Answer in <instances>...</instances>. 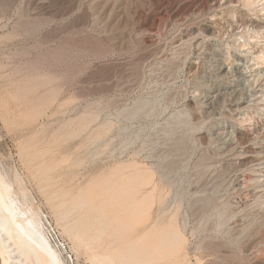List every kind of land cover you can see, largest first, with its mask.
<instances>
[{
  "label": "rangeland",
  "instance_id": "374dc122",
  "mask_svg": "<svg viewBox=\"0 0 264 264\" xmlns=\"http://www.w3.org/2000/svg\"><path fill=\"white\" fill-rule=\"evenodd\" d=\"M194 1L0 0V175L64 264H119L131 245L135 264L264 261V209L234 193L230 169L206 168L199 74L208 62L177 42L176 14ZM74 196L104 207L106 250L63 229L75 212L58 202Z\"/></svg>",
  "mask_w": 264,
  "mask_h": 264
},
{
  "label": "bare ground",
  "instance_id": "6f19581e",
  "mask_svg": "<svg viewBox=\"0 0 264 264\" xmlns=\"http://www.w3.org/2000/svg\"><path fill=\"white\" fill-rule=\"evenodd\" d=\"M176 15V21L179 23H176V26L177 28L182 27L177 42L192 45L195 49V59L208 62L206 65L208 70L205 68L200 70L199 75L201 79L203 78V83L201 86L198 85L201 90L199 97L202 98H200L202 100L199 109L200 120L211 119L208 121V126L198 132L201 133L203 140H206L204 142L207 145L209 143L212 153V159H209L211 160L210 165L206 168H212L213 171L217 167L224 168L226 171L230 169V172L234 173L233 176L235 175L231 185L234 193L236 191L247 197L248 195L253 196L256 202L258 201L259 207L264 209V67L261 68V64L256 65L257 62L264 61V46L258 45L256 41L264 37V0H195L188 11L182 10ZM162 24L160 23L159 26ZM229 47H234L236 51L229 53ZM251 49L255 50H252L253 55L256 54L252 55L253 60L257 61L255 63L249 60L252 54ZM202 65H204L203 62ZM197 66V71L193 70L195 77L196 72L198 74V70L202 68H197ZM224 95H227L225 105L221 107L217 106L218 103L214 105ZM220 101H218L219 104ZM138 177H135L136 180ZM128 178H123V180ZM131 179L128 180L131 181ZM129 185L125 186V189L129 188ZM115 187L118 189L117 185ZM85 195L88 196V194ZM90 196H74L71 200L70 198L58 199V206L64 207L65 205L64 214L75 212L71 227L67 229L64 224L62 227L73 238H80L78 242L81 243L82 239L89 245L95 244L102 247L105 243L104 238H110V233H108L110 225L104 207L95 204ZM121 198L119 197L120 200ZM14 201L9 184L0 175V264H64L58 252L45 238L36 216L33 217L27 214V211L26 213L19 209ZM62 216L63 214L59 215L57 220L61 222ZM242 219L240 216L236 217L235 225L240 224ZM108 240L102 247L103 250L109 248L112 243L110 239ZM131 246L127 248L128 257L119 255V264L124 261V264L142 262L136 255L139 252L138 247L134 249V245ZM141 249L143 248L140 247L139 250ZM105 256L106 254L102 258ZM93 257H96L95 254ZM254 263L264 264V261Z\"/></svg>",
  "mask_w": 264,
  "mask_h": 264
},
{
  "label": "built area",
  "instance_id": "2783aa9c",
  "mask_svg": "<svg viewBox=\"0 0 264 264\" xmlns=\"http://www.w3.org/2000/svg\"><path fill=\"white\" fill-rule=\"evenodd\" d=\"M49 228H50V233L51 235L56 239V241L59 243V245L65 249V245L61 239V237L59 236V233L58 231L52 226V225H49Z\"/></svg>",
  "mask_w": 264,
  "mask_h": 264
}]
</instances>
